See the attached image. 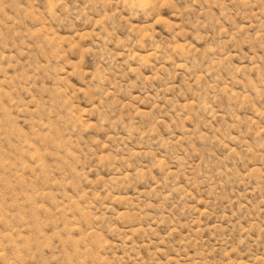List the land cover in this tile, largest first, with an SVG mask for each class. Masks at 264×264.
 <instances>
[{"label":"rangeland","instance_id":"1","mask_svg":"<svg viewBox=\"0 0 264 264\" xmlns=\"http://www.w3.org/2000/svg\"><path fill=\"white\" fill-rule=\"evenodd\" d=\"M0 264H264V0H0Z\"/></svg>","mask_w":264,"mask_h":264}]
</instances>
